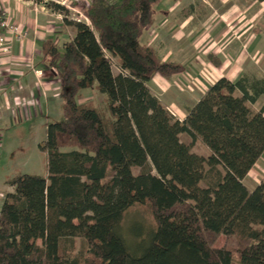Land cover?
Instances as JSON below:
<instances>
[{"label": "trees", "instance_id": "16d2710c", "mask_svg": "<svg viewBox=\"0 0 264 264\" xmlns=\"http://www.w3.org/2000/svg\"><path fill=\"white\" fill-rule=\"evenodd\" d=\"M160 1L92 0L88 23L64 18L70 39L43 43L63 119L38 145L46 176L6 180L0 264H264V177L244 183L264 152V103L252 108L264 77L219 78L175 118L147 84L184 66L141 43ZM85 89L106 112L79 103ZM199 142L208 155L193 151ZM146 204L154 226L131 243L122 220ZM220 235L237 239L235 252L212 246Z\"/></svg>", "mask_w": 264, "mask_h": 264}, {"label": "crops", "instance_id": "0c3cea01", "mask_svg": "<svg viewBox=\"0 0 264 264\" xmlns=\"http://www.w3.org/2000/svg\"><path fill=\"white\" fill-rule=\"evenodd\" d=\"M8 5L26 38L0 57V154L5 150L4 129L18 114L25 116L26 106L41 111L53 102L51 96L60 95V80L47 66L43 43L51 40L60 46L72 36V29L46 9L25 0H8ZM155 12L141 43L184 71L168 80L155 76L147 85L178 120L217 79L264 77V0H161ZM263 103L260 97L252 108L258 110ZM7 174L0 177V208L12 191L6 185L12 175ZM263 177L264 152L244 183L251 180L253 189Z\"/></svg>", "mask_w": 264, "mask_h": 264}, {"label": "rangeland", "instance_id": "374dc122", "mask_svg": "<svg viewBox=\"0 0 264 264\" xmlns=\"http://www.w3.org/2000/svg\"><path fill=\"white\" fill-rule=\"evenodd\" d=\"M113 72L114 74L117 73L115 66ZM51 97L53 102L40 109L41 111H37L36 107L33 110V108L26 106L25 116L18 114L13 119L14 123L4 129L5 150L2 152L3 156H1L2 153L0 154V177L3 176L5 171H8L7 175L12 176L18 174L46 176V154L39 150L38 145L46 138L47 126L63 119L61 96ZM77 100L79 103L91 102L98 109L106 112L105 97L95 89L80 91ZM193 151L204 156L209 154L208 149L200 142L195 144ZM245 183L250 189L254 185V182L248 179ZM153 226L154 222L147 204L129 209L122 220L124 236L131 243L134 238L138 241L145 237V232ZM134 228H140V237H135ZM212 246L215 248L224 247L235 252L238 248V242L234 237L220 235L215 238Z\"/></svg>", "mask_w": 264, "mask_h": 264}, {"label": "built area", "instance_id": "2783aa9c", "mask_svg": "<svg viewBox=\"0 0 264 264\" xmlns=\"http://www.w3.org/2000/svg\"><path fill=\"white\" fill-rule=\"evenodd\" d=\"M27 2L35 8L50 11L60 22H64V18L68 17L70 20L88 23L84 12L92 0H27ZM48 6L59 7L60 10L53 12ZM25 38L26 31L23 25L13 20L8 0H0V57L9 55L11 45L22 42Z\"/></svg>", "mask_w": 264, "mask_h": 264}]
</instances>
